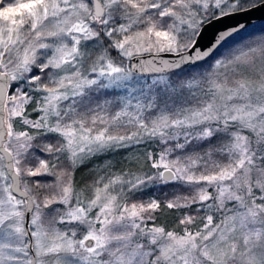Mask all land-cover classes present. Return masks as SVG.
I'll return each instance as SVG.
<instances>
[{
  "label": "snow or ice",
  "instance_id": "6c2138e0",
  "mask_svg": "<svg viewBox=\"0 0 264 264\" xmlns=\"http://www.w3.org/2000/svg\"><path fill=\"white\" fill-rule=\"evenodd\" d=\"M95 4L96 12L92 15L84 0H0V78L5 82L19 78L7 71L10 66L29 71L31 65L37 64L38 48L53 49L46 62L37 65L40 72L49 68L64 69L66 65L73 69L71 76H61L51 82V87L43 85L40 89L46 95L38 109L44 113L39 120L23 119V104L32 99L27 93L11 96L4 93L5 109L10 103L19 106L21 111L12 108L10 116L21 117L23 124L40 130L37 135L42 131L58 134L61 143L56 147L49 144L45 151L67 153L66 158L72 165L87 155L123 147L126 142L139 143L141 136L157 137L162 143L178 141L183 136L184 143L177 142L173 149H166L152 167H163L157 175L165 182L182 180L196 186L201 182L215 185L217 210L224 211V218L220 224L210 227L213 218L208 216L202 230L191 232L185 228L182 235L165 231L163 227H142L145 218L154 219L152 213L160 208V203L152 200L146 205H129L120 203L117 196L111 194L117 184L138 188L145 182L139 177L133 182L117 176L108 179L102 187L100 181H96V186L90 190L93 193L91 199L81 200L80 194L76 193L74 206L67 208L73 200V188L70 178L67 185H63V173L57 176L60 191L55 195L41 196L40 192L34 191L44 185L38 180L33 184L30 178L51 173L46 160L29 152L33 148L30 142L35 137L22 131L16 135L21 141L18 151L13 153L7 145L4 147L10 163L7 174L0 172V264H264V232L257 228V225H264V40L256 47L247 46L246 52L241 51L227 63L218 61L217 66L224 69L222 76L205 77L207 90L201 89L203 96H193L188 101L189 104L195 102L196 108H182L176 112L166 104L162 107L160 93L166 95V89L158 88L159 82H154L151 95L144 96L141 90V96L148 102L141 103L137 99L135 115L127 111L130 100L118 102L122 105L121 110L110 118L94 114L95 109L91 107L92 97L99 99L98 92L119 87L127 90V82L131 80L122 62L109 58V51H115L117 57L129 58L153 48L169 52L185 48L196 51L194 45L203 13L211 16L239 14L250 7L264 8V0H109L104 8L100 7L99 0H95ZM81 10L83 16L79 15ZM74 15L76 20L70 23ZM171 18L186 25L183 31L175 23L167 22ZM121 19L127 23H121ZM49 23L57 30L45 31ZM90 24L100 27L93 31ZM134 25L144 30L131 31ZM61 36L70 39L71 47L68 44L53 47V44L40 42L46 37ZM102 36L106 38L107 48L89 65L85 62L88 57L80 50L81 41H99ZM208 52H201L198 58ZM257 64L261 80L254 86V82L241 75L238 69ZM89 72L93 74L92 78L86 75ZM30 79L39 82L41 77L32 75ZM50 115L56 117L54 126H49ZM125 117L127 124L134 126L136 131L113 134L110 126ZM240 129H247L248 135H242ZM7 135L13 137L10 123ZM214 136L220 141H230L219 144L213 151L227 153L232 160L224 166L206 162L205 172L210 171V174L197 176L192 172L205 159L199 155L177 157L170 163L165 161L169 151L184 149L192 141ZM205 156L210 159L211 153ZM29 163L36 166L25 167ZM146 179L153 177L149 175ZM254 189L261 193L258 198ZM209 199L213 196L201 187L191 200L177 197L175 201H168L166 207H188L189 203ZM226 201H235L243 212L228 215L234 210L226 208ZM57 203L65 205L66 211L52 207ZM93 209L98 210L94 219L89 216ZM25 214L28 216L27 228L23 224ZM57 216L62 224L86 225L87 234H82L83 238L77 241L73 239L77 235L75 231L46 229L42 217H51L50 223H55ZM194 219L185 216L180 224H192ZM237 221L245 230L242 237L234 235ZM230 233L233 234L231 238ZM141 240L144 242H139Z\"/></svg>",
  "mask_w": 264,
  "mask_h": 264
},
{
  "label": "trees",
  "instance_id": "16d2710c",
  "mask_svg": "<svg viewBox=\"0 0 264 264\" xmlns=\"http://www.w3.org/2000/svg\"><path fill=\"white\" fill-rule=\"evenodd\" d=\"M193 10H196V8L194 7ZM210 17L213 16L207 15L202 20V23ZM173 21V18L167 20L169 24H172ZM183 27L184 26L181 25V29ZM259 35H264V21L253 23L241 31L235 33L233 36L223 41L211 55L201 61L184 65L165 73L153 74V76L168 74L171 77L170 79L175 84L171 87H158L160 89H166V95L164 92L160 93L162 107L164 104H166L168 108L173 109L176 112L181 111L182 108L191 109L192 107H197L195 102L189 104L188 101L192 100L193 96H203V91H201V89L207 90V86L204 84V78H211V76H213V68L215 64H217L218 61H221L228 54H231L232 56L233 52L235 51H245V48L248 44L252 43V40H257L260 38L258 37ZM101 38L99 41L91 40V42H89L85 48V56L88 57L85 62L89 65H91L92 61L97 59L98 56L104 54V49L107 48V44L104 43V40ZM89 45L90 47L88 48ZM239 53H237L236 56L239 55ZM107 55L114 61L119 59L111 51H109ZM234 57L235 55H233L232 58ZM47 70L48 69H45L44 72H40L39 68L35 66L34 69H31V73L36 75L42 73L45 74ZM81 71L83 72L82 66ZM191 78H195L196 83L188 85L187 80H190ZM182 85L184 87H182ZM97 95L99 96L98 100L95 96L92 97L94 102L91 104V107L95 109L94 114H99L106 118H110L116 112H118L122 106L118 103L122 100L120 98V91L116 88L98 92ZM35 103L34 95L31 101H29L26 105L27 110L32 109ZM80 115H84V113H80ZM144 115L147 116L148 113L145 112ZM30 116L35 117V112L30 114ZM126 125L127 124L125 123L118 122L116 125H111L110 127L112 128L113 133L123 134L128 129ZM28 131H30V135L35 137L30 142L33 145V148L29 149V152L34 153V155L39 157V159L46 160L49 163V170L51 174H44L40 177L30 178L33 184L38 180L42 185H44V187L41 189H34V191L40 192L41 196H44L45 194L49 195V189L47 186L55 181L57 176H59L61 173L64 174L63 178H67L68 180L69 178L71 179L72 187L75 190V193H79L81 200H85L92 197L93 193L90 190L94 189L96 186V181L103 180L101 178L105 179L113 176L134 173H152L154 171L151 158H149L152 156V154L149 152V148L153 145L154 159L156 153L154 144L156 141L139 142L116 148V157L118 156L121 158L120 165L110 160L113 156L110 150L92 155L88 160H84L72 165L68 159H65V155L61 156V153L50 154L45 151L47 145L51 144L53 147H56L61 143L62 138L59 137L58 134L42 131L40 135H37V132L40 130L31 128H28ZM221 143H224V141H220L214 136L208 138V140L192 141L189 144H186L184 149L175 150L179 153H191L201 157H203L206 153H211L210 159L207 161L201 160L204 165L209 161L208 164L210 165L215 163L217 158H221V156H223V154L213 151ZM102 158L107 161L106 165L104 166L93 162V159ZM53 164H55L56 167L53 168ZM35 166L36 165L34 163L25 165V167ZM153 174L155 173L153 172ZM191 194L192 191L189 190V187L184 186L182 182L172 180L165 182L159 177H154V179L144 186L131 190L126 196V202L146 205L152 200L158 201L160 203V208L152 213L154 219L149 220L150 223L156 227H163L165 231H175L178 232V234H182L183 229L190 228L193 230L198 226L195 225L196 222L192 224H180V220L185 216L195 217L198 214L201 218V209L197 208L196 203H189L188 207L174 209L167 208L166 204L168 201H175L177 197H187L189 199ZM180 202L184 203V200L181 199ZM48 218L51 219V217ZM29 255H31V253Z\"/></svg>",
  "mask_w": 264,
  "mask_h": 264
},
{
  "label": "rangeland",
  "instance_id": "374dc122",
  "mask_svg": "<svg viewBox=\"0 0 264 264\" xmlns=\"http://www.w3.org/2000/svg\"><path fill=\"white\" fill-rule=\"evenodd\" d=\"M101 1H102L104 6H105L106 3L109 2V0H101ZM77 2H78V0H77ZM84 2L87 3L88 9H89L90 13L93 15L92 10H91V0H84ZM63 6L64 5H61V7H63ZM106 11H107V9H106ZM177 11H179V10L177 9ZM210 11H211V9H210ZM79 15L83 16L84 12L81 10L79 12ZM202 15H203V19H204L208 14L207 13H203ZM182 18L186 19V20L188 19L187 16H183ZM173 19H174V21L172 23H175L176 26L181 29V24H180L179 20H177L175 18H173ZM75 20H76V16L74 15L71 18L70 23L71 22H75ZM120 22L121 23H127V21L124 20V19H121ZM61 26L62 27H66L64 25H61ZM89 26H90V28H92L91 24ZM183 26L184 27L181 29L182 31L186 27V25H183ZM99 27L100 26L97 24V25H95V27L92 28V30L95 31ZM56 30L57 29L53 26L52 23L47 24V27L45 29V31H56ZM143 30H144V28L134 25L133 29L131 31H137L138 32V31H143ZM258 37H260V38L257 39V40H252V43L248 44L247 46L251 45L253 47H256L258 42L264 40V35H259ZM101 39H103L104 43H106V38L105 37L102 36ZM152 39L155 40V37L153 36ZM40 42L41 43L53 44V47H57L60 44H68V46L71 47L70 39L68 37H66V36L46 37L43 40H41ZM89 42H91V40H87V41L82 40L81 41L80 50L84 54H85V48H86L85 46H87V44H89ZM89 47H90V45L88 46V48ZM247 50H248V47L245 48V51H247ZM52 51H53V49H39L38 48L37 49V64L36 65H31L30 66V70L27 71V72H24L22 70H16V69H14L11 66L7 69V71H9L10 73L16 74L19 77L15 81L10 80L9 88H8V92H7L8 96L15 95L17 93H27L28 96H30L32 98L35 95V102L36 103H35V105H34V107L32 109L27 110V108H26L27 103L23 104V109H22L23 114H24L23 115V119H28V120H31V121L35 122V121L39 120L41 116L44 115V113L42 111L38 110L40 108V106L42 105L43 97L46 95L45 92L40 90L43 85H48L49 87H51L52 86L51 82L53 80L59 79L61 76H71L72 75V71H73L72 67L70 65H66L64 67V69L49 68L45 72V74H43V73L42 74H37V75H39L41 77L39 82L31 81L30 77L32 75H36V74H32L31 73V69H34L35 66L37 67V65H40L43 62H46L47 57L51 55ZM240 51L241 50L233 52V55L236 56V54L239 53ZM242 51H244V50H242ZM111 52H113L114 55L117 56L115 51H111ZM147 52H160V51H157L155 48H153L151 51H142L140 54L147 53ZM233 55L231 56V54H228L219 62L227 63L229 60L232 59ZM118 58L119 59L118 60L116 59V61L118 63L122 62V66L129 71L130 76H131V80L127 82V84H128L127 90H125L122 87H119V88H116V89H118L120 91V98H121V100L123 102L127 103L130 100V105L127 108V111H129L133 115H135L134 106L136 104L137 99H139L141 103H147L148 102L146 99H144L143 96H141V90L143 91L144 96H147V95H151L152 92L154 91V88H153L154 82H159L157 87H161V88H163L164 86L165 87H167V86L171 87V86L175 85L174 82L170 79L171 77L168 74H161V75H157V76L135 74V73H133L130 70V66H129V59L130 58L129 57H118ZM258 67H259V64L255 65V66H252V67L241 66V68L238 69V71L241 73V75H243L247 79L253 81L254 82V86H258V84H259V82L261 80V77H260V75L258 74V72L256 70ZM213 72H214L215 76H222V73L224 72V69L220 68L219 66H217V64H215V66L213 68ZM86 75H88L89 78H92V76H93V74L90 73V72L86 73ZM211 78H214V77L211 76ZM236 78L239 79L240 77H236ZM195 83H196V79L195 78H191L190 80H187V84L188 85H192V84H195ZM133 97H135V98H133ZM29 101H31V100H29ZM64 103L66 104L67 102H64ZM12 108H15L16 111H21V108L19 106L13 105L11 103L8 105V109H7L8 123H7V126H8L9 123L11 124L13 137L10 138L8 136L6 141L4 142V146L7 145V147L10 150H12L13 153H15L16 151L19 150V145H20V142H21V141L16 139V135H18L22 131H25V132L27 131L29 133V135H30V131H28V128L30 129L31 127H30V125L23 124L21 117L10 116V110ZM193 108H196V106L192 107L191 109H193ZM120 110H121V108L119 109V111ZM34 112H35V117H31L30 114H32ZM78 118L79 117H77V119ZM120 122L127 124V117L122 118V120ZM48 123H49V126H54L55 123H56V117L50 115L48 117ZM126 126L128 127V129L123 134H127V133H130V132L136 131V128L134 126L129 125V124H127ZM213 126H215V125H213ZM240 132H241L242 135H248V130L247 129H240ZM113 134H116V133H113ZM155 141H156V143L154 144V146L156 148L155 149L156 153H155L154 159H153V145H152V147L149 148V152L152 154V156H150L152 164H153L154 161H159L160 160L161 154L164 153L166 149H173L174 144L177 143V142L183 143L184 142V137L180 136L178 141H176V140H168L167 143H162L161 140L159 138H157V137L141 136L139 138V142H155ZM229 142H230L229 140H224V144H228ZM135 143L136 142H134V141L133 142H126L124 146L132 145V144H135ZM118 147H121V146H116L114 148H109V149H106L104 151L110 150L112 152V154H113V156L111 157L110 160H112V162L120 165L121 158H119L118 156L116 157V153H115V149L118 148ZM104 151H101V152H104ZM101 152H97V153H94V154H91V155H87L82 160H78L76 162V164L81 162V161L88 160L92 155H95V154H98V153H101ZM63 155H65V159H67L66 157H67L68 154L65 153V152H61V156H63ZM190 155H194V154H191V153L190 154H188V153L187 154H183V153L177 152L176 150H172V151L168 152V155L166 156L165 161L170 163L172 160L176 159L177 157L190 156ZM0 157H2V159H0V172H3L4 174H7L5 166H4V159H3V156L1 154H0ZM203 157H205L204 161H207L209 159L205 155ZM231 160H232V157L229 156V154L223 153V156H221V158H217L215 163L219 164L221 166H224V165L229 164L231 162ZM93 162L94 163H98L101 166H104L107 163V161L104 160L103 158L102 159H93ZM201 164H203V163L200 161L197 164V166L194 169H192V172L195 175H197V176L200 175V174H210V171L209 172H205V167L203 166L204 164L203 165H201ZM162 170H163V167H161L159 169L154 168V171H153V169H152V171L155 174H153V172L152 173H144V174L143 173H134V174H126V175L124 174V175H121V177L123 179H125V180H132L133 182L135 181V179L137 177H139L141 180L145 181L142 185H140L138 187V188H140V187L144 186L145 184H147L148 182H150L152 180V179L151 180H147L146 179L147 176L150 175L154 179V177L155 178L158 177L157 173L161 172ZM153 175H155V176H153ZM114 177H117V176H113V177H110V178H105L102 181L100 180V186L102 187V185L104 183H107L108 179H111V178H114ZM62 179H63V185H67L68 179L67 178H63V177H62ZM176 181L182 182L184 186L189 187V190L192 191V194L189 196V199H192L193 197L197 196V194L200 192L201 187H205L207 189V193L211 194L213 196V199H209L207 201L197 202L196 203L197 208L201 209V214H200L201 218L199 217V214L194 217L195 218L194 222H196L195 225L198 226V227H195L193 230H191L189 228L191 230V232H196L198 230H202L204 228V224L207 223V217L208 216H212V218H213V222H212V225L210 227L221 223V221L224 218L225 213H224L223 210H219V211L217 210V201L214 198L216 196V194H217V189H216L215 185H208L207 182H201L200 186H196V185H193V184L185 183L182 180H176ZM0 182H2V181H0ZM7 182H10V181H7ZM47 187L49 189L48 190L49 194H52V195H55L56 193H58L60 191V188L57 187V179L55 181H53ZM130 189H131L130 185L117 184V185H115V187L113 189H111V194L112 195H116L117 199H118V201L120 203H127L129 205L130 204H134V203L126 202V196L128 195V193L131 190H133V189H131V190ZM75 194H76L75 190L73 189V200L70 202V204L67 206V208H71V207L74 206V204H75ZM254 195L258 198L261 195V193L258 190L254 189ZM92 196H93V194H92ZM121 197H123V199H121ZM225 203H226V208L234 210L233 212H229L228 215L235 214V211L243 212V209L239 208V206L237 205V203L235 201H226ZM257 203H260L259 199H257ZM52 207L58 209L60 212L66 211V206L63 205V204H60V203H57V204L53 205ZM45 211H47V210H45ZM97 211H98L97 209H93L92 213L89 214L90 218L94 219L95 213ZM143 215L145 217H147V213H144ZM50 220L51 219H49L48 217H42V223H43V225H44V227L46 229H49V230L55 229V230H58L59 232H68V233H71L72 231H75L77 233V235L75 237H73L74 240L78 241V240L83 238L82 234H87L86 225H80V226L77 227L76 226V222L63 223L62 224V223L59 222V216L56 217V222L55 223H50ZM23 224H24V221H23ZM141 226L142 227H146V228L154 227V225H152L147 218H145V220H144V222L142 223ZM97 227H99L98 224H97ZM257 228H259V230L264 232V225H257ZM32 230H35V228L33 227ZM182 234H180V235H182ZM244 234H245V230L241 228V226L239 225V222L237 221L236 222V230H235L234 235L236 237H242V235H244ZM232 235L233 234H231V233L229 234L230 238L232 237ZM4 242L7 243V241H4ZM139 242L143 243L144 241L141 240ZM146 250H150V249H146ZM30 257H31V255H30Z\"/></svg>",
  "mask_w": 264,
  "mask_h": 264
},
{
  "label": "water",
  "instance_id": "95a60500",
  "mask_svg": "<svg viewBox=\"0 0 264 264\" xmlns=\"http://www.w3.org/2000/svg\"><path fill=\"white\" fill-rule=\"evenodd\" d=\"M99 5L101 8H104L101 0H99ZM91 10L93 15H95V0H91ZM258 21H264V8L250 7L248 11L243 13L210 17L199 27V35L196 37V44L194 45L196 51L185 48L181 51L174 52L160 51L134 55L129 59L130 70L138 75H153L165 73L184 65L196 63L211 55L223 41ZM233 29L238 30L233 31ZM226 33L228 35H225ZM221 36H223V39H221ZM218 40L220 42L217 44ZM209 49H211L210 52H208ZM201 52H208V54L198 58L200 57ZM181 57H184V59L182 60ZM189 57H191L190 60ZM9 83L10 79L5 82L0 78V154L3 156L4 166L7 173L10 157L8 153L4 151V142L8 137V113L7 109L4 107L3 101L6 98L4 93L8 92ZM165 176L167 177V173ZM24 227H28L27 214H25L24 218ZM85 243L87 244L89 242L86 241Z\"/></svg>",
  "mask_w": 264,
  "mask_h": 264
}]
</instances>
